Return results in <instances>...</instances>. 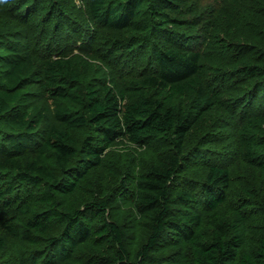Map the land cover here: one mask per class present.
Listing matches in <instances>:
<instances>
[{
  "label": "trees",
  "instance_id": "trees-1",
  "mask_svg": "<svg viewBox=\"0 0 264 264\" xmlns=\"http://www.w3.org/2000/svg\"><path fill=\"white\" fill-rule=\"evenodd\" d=\"M67 2L0 0V264H142L167 232L186 245L180 264H264V188L243 185L220 216L232 177L217 152L231 136L264 181V5L251 46L227 48L218 25L198 35L189 0H87L98 33L78 54L53 55L56 35L78 31ZM213 43L232 54L227 65L206 67ZM130 58L151 73L120 77ZM231 82L243 91L225 106ZM122 142L135 148L126 165L110 153ZM115 190L148 232L136 261L102 197ZM252 221L263 224L254 241ZM90 245L113 254L82 253Z\"/></svg>",
  "mask_w": 264,
  "mask_h": 264
},
{
  "label": "rangeland",
  "instance_id": "rangeland-1",
  "mask_svg": "<svg viewBox=\"0 0 264 264\" xmlns=\"http://www.w3.org/2000/svg\"><path fill=\"white\" fill-rule=\"evenodd\" d=\"M263 1L264 0H189L194 9L193 16H196L197 20L202 21L204 25L206 24V27H204L202 23V31L198 35H210L215 31V25H218L217 28L219 27V31H216V37H218L216 39L219 40V44H227V48L231 45L244 43H246V46H251V38L249 39L248 36H256L257 32L250 34L248 27L251 26L252 21L256 20L255 14L256 12H258V5L260 7L264 5ZM67 4H69V8L71 10V19H73V21L75 22L74 25L76 26V30L78 31L76 33L71 32L67 36L56 35L55 39H53L54 43L52 41V45H56V43L59 44L62 42V49L54 48L52 52L53 55L57 53L69 52H72V54H78L80 53L79 47L87 44V42H91L93 37L98 33V27L93 23V21H91L87 14V0H68ZM231 12L235 17L238 18L235 24L232 18H230V24H228V22H225L226 19L224 17L231 14ZM207 21H209L208 25ZM258 22L261 25L260 21ZM233 28L235 29L230 32ZM224 34L225 36L227 35L226 37L228 38H225ZM242 36L243 38L241 39ZM39 45L42 46L41 43H39ZM200 45L206 47V44ZM217 45L218 43H213L211 46L209 45L206 48L208 58L211 59L208 66L206 67L212 68L213 66H217V59H219V61H222L221 63L223 66L227 65L226 61L228 59V56L232 54H229L227 50L225 51L223 48L216 49L215 46ZM52 49L53 48H51V50ZM221 58L222 60H220ZM143 69H145L148 74L151 73L149 64L145 63L144 59L130 58L128 62H126L122 67L119 68L118 74L122 78H128L140 72H143ZM237 85H234V83L231 82V84L228 83L225 86L224 94L222 97V101L225 106H231L234 99L239 98L238 95L241 96L243 89L237 88ZM260 104L261 102L256 103L255 110L263 109ZM224 120H228V118L225 117ZM201 134L202 132H197L196 134H194L191 138V144H193L201 136ZM222 138H224V142L218 145L217 148V152L219 153L218 157L221 158L222 162L226 164L230 169L232 186L227 202L223 206H221V208L218 210V213L220 216L229 217V212L231 208L235 206V203L237 201L236 194L238 190L243 185H249L254 188H264V181L256 173L252 172L248 167H245V165L241 163L239 159L240 149L237 141L232 139L231 136L227 135L222 136ZM134 149L135 148H131V146H129L125 142H122L113 146L110 149V153L112 154V158H114L115 155L116 157L122 156L123 159L126 158L124 161L126 165L127 162L132 161V151H134ZM133 154L136 155L135 153ZM115 159L116 158H114V160ZM202 174L203 171L201 169L197 170L196 168L191 172H188L186 178L191 179L194 181V183H196V181H199L200 175ZM102 197H105L109 201L108 211L111 220L120 225L124 230V247L127 250L129 260L136 261L138 257V251L146 242L148 232L137 225L135 213L129 200L118 194V190H115L109 196L102 195ZM178 209H183V213L187 214L196 213V211L193 209L177 208V210ZM262 226L263 224L260 221H252L251 223H249V237L251 241H254L259 235L262 234ZM4 235L6 234H4V232L0 228V236ZM9 250L10 249L7 248V252L3 253L5 257L7 255L9 256L10 254H14L11 252V250ZM83 250L84 251L82 253L91 254L92 256H107L113 254V248L108 245H102L100 247H94L93 245H90L85 247ZM185 251L186 245L184 244V241L178 235L167 232L164 238L161 239L159 245L154 250H151V252H149L148 259L142 264H180L182 254Z\"/></svg>",
  "mask_w": 264,
  "mask_h": 264
}]
</instances>
